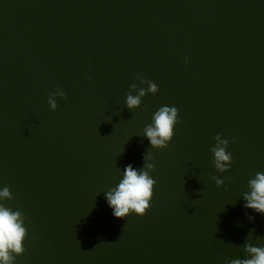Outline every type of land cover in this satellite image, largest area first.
Wrapping results in <instances>:
<instances>
[{
  "label": "water",
  "instance_id": "water-1",
  "mask_svg": "<svg viewBox=\"0 0 264 264\" xmlns=\"http://www.w3.org/2000/svg\"><path fill=\"white\" fill-rule=\"evenodd\" d=\"M137 72L159 91L129 110ZM56 86L67 99L57 97L52 111ZM165 105L180 122L167 148L153 149L143 129ZM216 133L235 138L224 173L212 164ZM147 149L152 207L116 218L105 192L126 165L142 168ZM257 172L264 0H0V188L9 187L15 199L5 203L25 213L29 231L16 264L245 258L250 229L253 245L264 246L256 239L264 216L241 195ZM211 175L232 180L217 187Z\"/></svg>",
  "mask_w": 264,
  "mask_h": 264
},
{
  "label": "clouds",
  "instance_id": "clouds-1",
  "mask_svg": "<svg viewBox=\"0 0 264 264\" xmlns=\"http://www.w3.org/2000/svg\"><path fill=\"white\" fill-rule=\"evenodd\" d=\"M188 63L185 57V64ZM89 80L92 77H88ZM135 79L139 82L129 85L126 92L125 105L129 110L139 107L142 98L147 94H156L159 86L152 80L145 79L143 73H135ZM147 87H142V85ZM133 91L136 92L133 95ZM67 99V93L59 86L48 92L47 103L52 111L58 108L56 98ZM180 122L179 110L175 106H161L152 115L151 123L143 129L145 136L153 149L167 148L169 142L175 135V127ZM215 144L210 148L213 154L212 164L219 173L229 171L233 163L232 153L226 151L230 142L234 143L235 138H222L221 133L213 136ZM153 156L148 149L143 153V166L136 169L132 164H128L123 169L122 179L114 187H110L105 192L108 206L112 209V214L116 218L124 219L135 214L145 216L152 207L151 201L155 195L157 180L150 173L155 172L156 166L150 161ZM211 179L217 187L224 184V180L231 182V177L219 178L211 175ZM248 191L243 192L242 198L245 201L244 207L251 209L264 216V172H257L253 178L247 181ZM15 197L8 186L0 188V264H16L17 257L24 255L27 251L25 241L29 239L28 227L25 224L27 219L24 212L13 209L5 202L12 201ZM248 219L253 220L252 216ZM255 229H250L243 244L245 258H234L225 260L224 264H264V246H254L252 234ZM35 239V237H32ZM257 240L264 237L257 236Z\"/></svg>",
  "mask_w": 264,
  "mask_h": 264
}]
</instances>
